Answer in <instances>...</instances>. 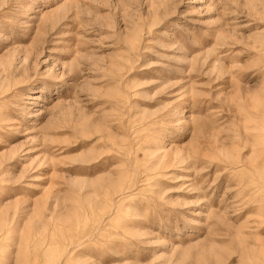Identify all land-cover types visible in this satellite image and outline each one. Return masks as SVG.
I'll list each match as a JSON object with an SVG mask.
<instances>
[{
	"label": "rangeland",
	"instance_id": "obj_1",
	"mask_svg": "<svg viewBox=\"0 0 264 264\" xmlns=\"http://www.w3.org/2000/svg\"><path fill=\"white\" fill-rule=\"evenodd\" d=\"M0 264H264V0H0Z\"/></svg>",
	"mask_w": 264,
	"mask_h": 264
}]
</instances>
